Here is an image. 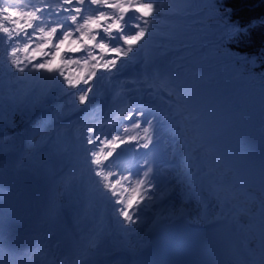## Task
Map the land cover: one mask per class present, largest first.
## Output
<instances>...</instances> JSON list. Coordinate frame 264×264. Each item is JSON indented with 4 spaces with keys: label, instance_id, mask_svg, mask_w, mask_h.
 Wrapping results in <instances>:
<instances>
[{
    "label": "snow or ice",
    "instance_id": "6c2138e0",
    "mask_svg": "<svg viewBox=\"0 0 264 264\" xmlns=\"http://www.w3.org/2000/svg\"><path fill=\"white\" fill-rule=\"evenodd\" d=\"M208 7L219 37L217 49L247 31L221 12L215 0ZM191 9L188 0H36L26 7L0 0V77H7L6 85L0 79V101L7 100L13 117L38 127L48 94L71 99L73 111L67 119L74 125L80 170L89 174L91 191L111 203L126 232L134 230L145 208L170 199L179 185L199 188L219 209L225 244L239 239L248 253L258 251V262L252 264H264V152L258 161L246 158L247 175L258 174L257 196L241 176L238 161L243 158L230 155L225 146L227 125L215 95L189 59L197 38L189 33L203 29L175 22L203 11ZM234 60L253 70L264 68V50ZM105 97L106 114L97 111L98 100ZM157 101L167 110L161 111ZM74 115L80 118L72 119ZM164 121L172 134V156L181 168L174 184L167 186L157 181L153 152ZM261 133L264 138V91ZM45 139L50 137L35 143ZM201 206L212 207L207 199ZM175 216H158L153 224ZM103 232L94 226L80 237L85 245L78 255L93 256ZM0 264H6L3 258ZM52 264L80 261L65 257Z\"/></svg>",
    "mask_w": 264,
    "mask_h": 264
},
{
    "label": "rangeland",
    "instance_id": "374dc122",
    "mask_svg": "<svg viewBox=\"0 0 264 264\" xmlns=\"http://www.w3.org/2000/svg\"><path fill=\"white\" fill-rule=\"evenodd\" d=\"M18 6L26 7L30 3H35L36 0H15ZM150 2H161V0H150ZM94 7V6H92ZM194 16H188L181 18L178 21L185 27H189L187 22L191 20ZM162 30L167 28L166 25H162ZM194 32H190L191 35ZM201 47H196L193 50L195 55L189 57L193 62V66L198 68L201 72V79L205 82V85L214 93L217 103L220 106V117L223 122L227 125L226 136H225V146L229 149V154L235 157L243 158L238 161L239 167L241 168L242 178L249 181L246 185L247 187H257L260 189L258 176L249 177L247 175V162L246 155L242 150V137L244 135L249 138H253L255 143L254 158L258 161L261 152H264V138H262L261 130L258 128L259 122L256 121L257 112L248 107L245 104L239 102L236 98V94L233 92L234 87L232 82L229 80L228 75L230 74L225 68L219 69L211 67L208 60L198 59L197 55ZM174 59V57H170ZM5 82V81H4ZM241 90V89H240ZM239 92L240 91H236ZM242 92V91H241ZM105 100V98H101ZM48 102H53L54 110L45 109L43 106V111L40 114V121L38 127L26 126L8 133L0 134V189H16L18 191L16 204H21L20 206L29 205L33 207V211H43L49 214L50 221L46 222V226L60 229L66 236L73 240L77 245L75 246V254L79 258L85 257L84 255H78L84 248L85 241L79 239L80 237H85L89 234V231L98 224L103 228L104 232L102 235V241L108 239L111 235L112 226L118 225L115 231L114 241L119 238L121 234H128L133 239L138 233L137 230L126 232L121 228L120 224L117 223L116 218L112 214V206L110 202L101 200L98 196L96 201H89L87 195L84 197L83 205H86L89 210L95 214L96 220L98 222H93L94 218L83 219L84 208L77 206L75 203L62 205L59 202L53 200L54 194L60 193L58 190V183L69 182L79 185V191L88 194L87 186L90 184V177L87 172H81V166L73 165V156L77 155V141L75 140V134L69 131L70 121L67 119L68 115L72 113V101L71 99H60L57 101L55 95L48 94ZM161 103V102H157ZM78 104V101H77ZM166 107V105L163 104ZM82 107V106H81ZM47 117V118H45ZM73 118V117H72ZM45 132L50 135L52 142L55 138L59 137L62 133H66V138L71 143L69 150L67 148L61 150L60 153H54L45 163H51L53 165L54 175H48L46 171H43L42 178L35 181V183L29 187L25 184L26 181L32 180L35 176L33 170L36 168L37 164L24 152L25 144L38 133L41 134ZM165 138L162 140L163 144L171 145L170 135H164ZM47 140H45V143ZM76 144V147H73ZM73 145V146H72ZM52 147L51 143H46L42 150L48 149L50 151ZM91 147V146H89ZM35 150V149H33ZM172 153V149L169 150ZM41 152V151H37ZM40 168V166H37ZM62 169L63 172L58 174L57 170ZM181 171L180 162L177 161V166L168 172L171 178V184H174L176 178ZM74 177V179H73ZM35 178V177H34ZM62 184V183H61ZM183 185H179L176 189V194L171 196V207L168 210L170 213H178L181 211H188L189 218L194 222V220L203 221V219L209 218V220H215L218 218L219 209L215 207V201L211 197H207L206 193H200L203 196V200L207 199V203L211 204L212 207L207 208L208 213L201 210V203L197 200H185L177 195L178 191H182ZM120 188L117 187L119 192ZM62 192V191H61ZM54 208L55 212L50 214L49 209ZM153 210L156 212L154 205H152ZM203 208V207H202ZM66 211V212H65ZM141 220V217H140ZM208 220V219H207ZM220 220V219H219ZM70 222H72L76 229L72 230L70 228ZM84 222L90 224V227H83ZM140 224V221L138 222ZM77 233L74 235V232ZM141 234L140 232L138 235ZM95 252L93 256L98 254ZM92 257V256H91ZM255 261L258 262L259 254L258 251L254 256Z\"/></svg>",
    "mask_w": 264,
    "mask_h": 264
},
{
    "label": "bare ground",
    "instance_id": "6f19581e",
    "mask_svg": "<svg viewBox=\"0 0 264 264\" xmlns=\"http://www.w3.org/2000/svg\"><path fill=\"white\" fill-rule=\"evenodd\" d=\"M175 22L179 23L176 20ZM253 140L252 137L249 138L246 135L242 137V145L244 147L242 146L241 151L245 152L246 157H255L253 156L255 154V143ZM177 160L178 158L169 156L163 159L161 164L156 165V177L163 174L162 177L164 178H162V181H169L168 175L165 174L166 168L164 166L167 163H176ZM18 194L16 189H0V254L3 251L9 252L14 259V264H39L45 248L53 250L61 258L78 259L85 264H124L127 259L134 260L139 252L147 247L144 244L143 235L145 231L150 232L152 230L153 222L156 218L169 215L167 214V207L156 203V213L151 217L146 216L143 226L141 224L134 226V228L142 232V235L137 236L133 242H131L132 240L127 234H121L114 241L115 235L111 234L108 239L101 243L100 253L92 257L79 258L75 256V246L77 244L73 240L69 239L59 228L55 229L46 226V222L50 221L49 214L38 210L33 211V207L29 205L20 206L21 204H16ZM148 211H150L149 206L142 213H147ZM181 214L185 215L184 213ZM189 220L196 226L205 224V221L202 223L201 220L195 219L194 222L191 219ZM162 221L166 223L169 220L165 219ZM117 228L115 226L112 227L113 232ZM16 241L17 243H15ZM10 242H14L13 247L10 246Z\"/></svg>",
    "mask_w": 264,
    "mask_h": 264
},
{
    "label": "trees",
    "instance_id": "16d2710c",
    "mask_svg": "<svg viewBox=\"0 0 264 264\" xmlns=\"http://www.w3.org/2000/svg\"><path fill=\"white\" fill-rule=\"evenodd\" d=\"M215 2L219 10L227 13L232 22L246 27L247 31L241 33L233 40H225L220 48L217 49L215 42L219 37L216 34L215 21L211 18L212 12L208 7L213 3V0H193L191 11H196L197 7L210 11V13H203L197 16L189 24L193 28L203 29V31L192 34L197 37L193 41L195 44L200 46L207 45L203 53L199 52L198 56L208 58L210 65L217 66L219 69L225 68L230 73L228 78L236 90L240 91L242 102L247 105L248 109H253L258 113L259 117L257 120L261 127V94L264 91L261 74H264V68H256L254 70L246 68L237 64L234 57L258 56L264 50V0H215ZM194 20H201L203 23L194 25ZM164 31L166 32L167 30ZM207 55L210 57H207ZM0 79L7 81V77H0ZM37 89L38 86H36V91ZM0 113H3V117L0 118V133L15 130L25 122L19 115L14 117L11 115L6 99L0 101ZM13 120H15V124H13ZM32 141H39V135H36ZM251 190L255 195H259L258 190Z\"/></svg>",
    "mask_w": 264,
    "mask_h": 264
}]
</instances>
